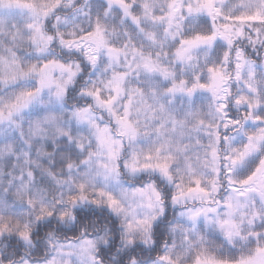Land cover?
<instances>
[{
    "label": "clouds",
    "instance_id": "clouds-1",
    "mask_svg": "<svg viewBox=\"0 0 264 264\" xmlns=\"http://www.w3.org/2000/svg\"><path fill=\"white\" fill-rule=\"evenodd\" d=\"M0 264H264V0H0Z\"/></svg>",
    "mask_w": 264,
    "mask_h": 264
}]
</instances>
